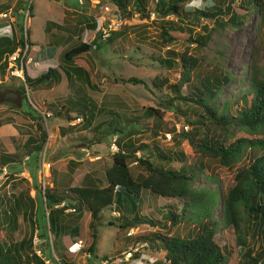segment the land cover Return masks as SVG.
<instances>
[{"label":"rangeland","instance_id":"374dc122","mask_svg":"<svg viewBox=\"0 0 264 264\" xmlns=\"http://www.w3.org/2000/svg\"><path fill=\"white\" fill-rule=\"evenodd\" d=\"M17 1L0 0V13H5L0 16V36H6L10 43H15L24 33L18 27L22 25L28 33V54L32 58L26 69L34 71L39 64H49L56 66L57 77L42 81L34 88L24 87V93H21L18 88L20 81L5 76V54L0 57V164H6L9 170L0 177V243L3 248L12 244L10 254L2 252L6 257L0 256V264H36L32 254L42 260L41 264H53L55 253L50 245L41 242L28 248L26 244H15L26 238L31 228L33 232L39 230L38 224H46L42 188L53 185L63 190L68 186L105 185L104 169L110 166L114 152L109 149L112 139L116 147L122 143L137 147L145 143L135 151V156H147L153 163L174 167L180 163L186 166L196 164L197 146L188 142L184 134L193 140L200 138L204 128L194 123L199 111L191 102L172 99L174 94L167 84L172 86L178 82L180 69L177 65L167 66L161 59L169 56V50L179 53L187 47V53L200 57L199 64L190 73V82L197 84L199 79L210 78L214 73L232 76L215 94L219 107H223L224 102L233 100L240 88L245 87L250 72L254 71L259 76V71L264 68V0H261L260 9L253 5L240 9L236 5L238 0L181 2L184 8L191 9L212 5L223 9L229 3V11H224L221 18L226 20L233 11L237 25L226 22L222 27H215L201 16L190 20H177L172 14L161 16L154 8L156 0H147L141 15L136 12L133 3L118 10L108 2L93 5L83 0H23L24 8L31 5V14L28 16L25 10L22 17H17L12 10ZM104 6H107V11ZM150 11L154 12L153 16H150ZM106 15L109 18L118 15L120 25L105 36L101 33L97 46L94 44L66 63L62 53L72 45L90 42L103 25L102 17ZM165 21L174 26H165L172 37L169 42H163L159 36L160 24ZM88 24L94 27L90 28ZM202 25L211 30L205 43L196 45L188 38L197 32L203 33ZM71 65L82 68L87 80ZM129 78L141 81L134 82ZM162 78L166 81L153 85V80ZM182 83L184 87L186 83ZM60 105L70 111L69 119L54 116L47 110V106L59 109ZM81 107L87 110L82 113L79 111ZM37 113L41 116L40 123L46 135L40 151L28 153L26 148L30 143L27 140L38 138L34 128ZM115 128L120 132L113 131ZM170 128L173 131H169ZM213 131L217 133L220 129L214 128ZM228 132L227 140L264 137V129L260 133H251L237 122H232ZM84 149L89 151V155L84 154ZM158 151L169 152L171 159L162 161L156 158ZM260 153L258 147H249L230 167L211 163V175L208 171L207 175L197 172L190 184L191 190L225 191L234 183L237 168L247 165ZM2 156L11 158L2 162ZM128 165L133 174L141 171L135 160H128ZM19 192L23 203L17 210L14 209V214H8L11 220L6 225L2 220V211H11L13 196ZM25 192L33 201L32 226L22 212L28 209L24 206L27 204ZM142 194V199L133 209L125 202H113L103 207L92 226L90 216L83 209L63 210L59 217L63 226L76 224L78 227V232L69 236V240L80 238L84 243L82 251L66 256L69 263L168 264L162 249L155 243L130 240L129 237L142 230L184 236L191 224L171 225L163 206L166 200L149 193ZM215 208L211 216L219 219L217 205ZM134 214L153 219L156 223L151 225L138 221L131 224ZM221 228L215 229V239L220 244L236 248L237 233L231 226ZM239 228L246 244L256 247L258 238L254 237L253 230L242 224ZM92 229L96 235L95 251L94 255L91 253L88 256L85 248L90 242ZM50 239L49 235V242ZM55 242L57 246L62 244V235ZM130 246L137 249L125 257V250Z\"/></svg>","mask_w":264,"mask_h":264},{"label":"trees","instance_id":"16d2710c","mask_svg":"<svg viewBox=\"0 0 264 264\" xmlns=\"http://www.w3.org/2000/svg\"><path fill=\"white\" fill-rule=\"evenodd\" d=\"M83 1L93 5L108 2L118 10L133 3V7L140 15L147 4V0ZM182 1L156 0L154 8L157 14L161 16L172 14L176 16L177 20L198 19L201 16L210 20L215 27H222L226 22L237 25L236 14L233 11L226 20L221 18L224 11H229V3H226L227 5L223 9L215 5L191 9L184 8L181 5ZM231 1L229 0V2ZM222 2H225V0H222ZM236 5L240 9H246L250 5L260 9L262 2L261 0H238ZM30 9L31 5L24 8L23 0H18L12 10L17 17H22L25 10L29 16L31 14ZM160 25V39L163 42H169L172 37L165 30V26L170 28L174 26L171 25L170 21H165ZM18 27L20 32L24 31L26 40H28L27 30H23L22 25H18ZM88 27L92 28L94 26L88 24ZM201 27L203 33L197 32L194 36L188 38L196 45H203L211 30L206 25ZM22 34L15 43H10L9 38L6 36H0V57L12 51L18 43L22 44ZM100 34V30H98L90 42H80L70 46L62 53V58L66 63H69L74 56L88 51L94 44L97 46L99 42L97 39ZM167 53L169 56L162 58V62L167 66L177 65L180 69L178 82L172 86L167 84L174 94L172 99L193 103L199 111L194 123L204 128L198 140H193L188 134H184L188 142L197 146L196 164L186 166L180 163L178 167L170 164L164 166L161 163L151 162L147 156H135V151L139 147L145 146V143L138 147L129 143L118 144L117 150L111 154L110 166L104 169L105 185L68 186L63 190H58L53 185L42 188L41 195L43 197L46 224H38L39 230L33 232V228H31L26 238H21L15 243L17 246L26 244L30 248L32 244L31 237L35 232L40 240L39 244L43 242L44 245H50L53 249L57 258L53 257V264H57V262L72 264L69 263L66 257L71 254L67 251V246L71 242L69 236L76 234L78 227L76 224L69 227L63 226L59 218L63 210L68 207H73V211L83 209L90 216L92 226L93 220L97 218L103 207L113 202H125L133 209L142 199V193L145 192L166 200L163 206L166 207V217L171 225L185 224L186 222L191 224L189 232L184 236L167 234L159 230H142L131 234L129 237L130 240L155 243L157 247L162 249L164 259L168 264H264V137H238L234 140H227L229 138L228 128L232 122H237L240 127L251 133H260L264 129V68L259 71V76L254 71L250 72L246 77L245 87L240 88L235 98L224 102L223 107L220 108L215 100V94L232 76L226 73H214L210 78L206 76L199 79L200 81L197 84L190 82V73L199 64L200 57H194L187 53V47L179 53L171 50ZM4 65L5 63H3ZM55 67L49 64H39L37 70L29 71L26 69L24 81L18 87L19 91L24 93L23 85L34 88L36 84L42 81L56 78ZM72 67H74L73 70L82 74L85 81L87 80V75L82 68ZM129 79L134 82L141 81L135 78ZM165 81L162 78L161 80H153L152 83L158 86ZM182 82L186 83L184 87ZM25 103L28 108L34 111V108L27 102ZM233 103L234 105H232ZM47 110L53 113L54 116L70 118V111L63 105H60L59 109H51L50 106H47ZM84 110H87V108L81 107L79 111L83 113ZM149 110L151 109L149 108ZM40 119L41 116L37 113L34 128L38 133V138L27 140V143H30L26 148L28 153L39 152L41 144L44 142L46 132L41 126ZM214 128L220 129V132L215 133ZM144 129H149V127ZM113 131L120 132V129L115 128ZM169 131H173V128H170ZM152 133L155 134L154 130H152ZM249 147H258L261 153L255 156L247 165L237 168L234 174V183L225 191L191 190L190 184L196 177L197 172L207 175L208 171V174L211 175L209 165L215 162L221 166L230 167L239 160L242 151ZM10 158L2 156L1 161ZM156 158L168 161L171 159V155L169 152L158 151ZM130 159L136 161L141 170L140 172L132 173L128 165ZM179 160H181V157ZM0 165H5L8 173V166L6 164ZM24 197L27 199V204L24 206H27L28 209H24L22 212L32 226L34 225L31 218L33 201L27 192H25ZM61 201H63V205L56 206ZM22 203L23 197L19 192L13 196L11 211H2V220L6 225L11 220L8 214H14V211ZM178 203H180L179 209H177ZM216 205L220 212L219 219L211 216V213L216 209ZM66 211L70 212L71 210ZM132 221L131 224L138 221L149 222L151 225L156 223L153 219L143 218L137 214L133 215ZM241 224L243 227H250L255 233L254 237L258 238L256 247L246 244L243 235L239 232ZM219 226L222 227L221 229L231 226L233 231L237 233L236 248L220 244L215 239L214 231ZM49 235L51 236L50 242L48 240ZM61 235L63 243L57 246L55 239ZM95 237V232L92 229L89 233L90 242L85 248L88 256L91 253L94 255ZM2 245L0 243V256L6 257L2 252L7 251L10 254L12 244L6 248H3ZM83 249L84 246L81 251ZM32 256L36 264L42 263L38 256L35 254H32ZM6 264L9 263L6 262Z\"/></svg>","mask_w":264,"mask_h":264},{"label":"built area","instance_id":"2783aa9c","mask_svg":"<svg viewBox=\"0 0 264 264\" xmlns=\"http://www.w3.org/2000/svg\"><path fill=\"white\" fill-rule=\"evenodd\" d=\"M104 8H105V11H107V6H104ZM149 14H150V16H153L154 12L150 11ZM4 15H5L4 12L0 13V16H4ZM102 19H104V23H103V25H101L100 30H101L102 35H104V36L107 35L110 32V30L116 29L121 23L118 15H114L113 18H109L106 15V16H103ZM3 60L5 62V67H4L5 76L6 77H13V78L18 79L20 82H23L24 81V72L26 70L27 64L32 62V58L28 54V44H27L25 33H23L22 44L18 43L12 51L6 53L4 55ZM24 87L26 88L25 85H24ZM46 114H49V113L46 112ZM183 129H187V126H183ZM109 149L112 152L117 150V147L114 143V139H112L111 142L109 143ZM83 151H84L85 155H89V151L87 149H84ZM46 165L48 167V163ZM5 174H7V167L5 165H0V177L5 175ZM62 205H63V201L59 202L56 206L59 207ZM66 210L73 211L74 208L68 207V208H66ZM31 242H32L33 246H37L40 242V240H39V238L35 232L33 233L32 237H31ZM83 246H84L83 241L80 238H76L68 244L67 251L71 254H75V253H78L79 251H81ZM136 249L137 248L133 247V246H130V248L128 247V249L125 250V254H126L125 257L130 256L131 252L136 250ZM36 253H37V255H39V252H36ZM54 258L57 259L56 257H54ZM45 261H47V260H45ZM57 264H61V263L57 262Z\"/></svg>","mask_w":264,"mask_h":264},{"label":"clouds","instance_id":"9594fccd","mask_svg":"<svg viewBox=\"0 0 264 264\" xmlns=\"http://www.w3.org/2000/svg\"><path fill=\"white\" fill-rule=\"evenodd\" d=\"M23 35V34H22ZM23 37V36H22ZM20 83H22V82H20ZM24 86V85H23ZM46 113V112H45ZM4 176V175H3Z\"/></svg>","mask_w":264,"mask_h":264}]
</instances>
